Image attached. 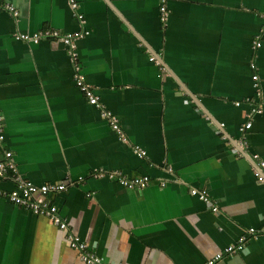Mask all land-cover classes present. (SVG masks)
<instances>
[{"label": "crops", "instance_id": "crops-1", "mask_svg": "<svg viewBox=\"0 0 264 264\" xmlns=\"http://www.w3.org/2000/svg\"><path fill=\"white\" fill-rule=\"evenodd\" d=\"M68 1L0 0L17 13L0 12V158L10 151L36 186L66 185L52 195L64 230L0 196V264H83L68 233L112 263L203 264L250 228L216 264H264V181L252 161L264 160V0H75L83 23ZM42 29L88 32L75 46L98 107L75 86L63 45L16 38ZM258 106L240 148L238 128ZM112 172L150 183L133 191L99 177Z\"/></svg>", "mask_w": 264, "mask_h": 264}, {"label": "built area", "instance_id": "built-area-1", "mask_svg": "<svg viewBox=\"0 0 264 264\" xmlns=\"http://www.w3.org/2000/svg\"><path fill=\"white\" fill-rule=\"evenodd\" d=\"M68 6L70 11L72 12L73 16L79 21V23L84 22L83 15L78 11L79 3L75 0H69ZM6 11L10 12L13 15H17L14 8L4 2H0V12ZM161 20L165 23L168 20V13L164 6L159 8ZM88 32L85 30L83 32H72V33H62L58 30L54 29H42L39 30L32 35L20 33L16 36L18 40L24 42H31V43H38L41 40H51L56 43H60L67 49L68 59L70 62L71 67L73 68V81L75 86L79 90V92L84 96L88 104L98 107V97L94 92V88L89 86L85 83L83 79V75L80 72L78 67L79 60L78 54L76 52L75 41L87 35ZM260 43L256 42L255 47H259ZM150 61L155 63L153 58H150ZM251 69H254L253 64H251ZM162 70V69H161ZM252 81L256 86V91L258 88V77L253 74L251 77ZM258 95V92H257ZM259 96V95H258ZM236 106H239V102L235 103ZM260 108L253 107L249 113L247 114V122L243 123L238 128L239 138L236 140V144L240 148L246 147L245 136L248 130L251 128V121L249 118L252 115L259 113ZM101 117L106 120L111 128L120 133V127L115 117L111 115L110 112L106 111L105 109H100ZM3 131L4 125L2 116L0 114V140L3 139ZM125 142L126 140L122 138ZM136 153L138 156L142 157L144 155L143 151L136 149ZM252 161L254 163L253 174L256 180L260 183L264 181V160L260 159L257 155L252 156ZM106 176L109 179H113L118 182L121 186L128 190L133 191H140L146 188L150 183V178L146 175L144 176H136L133 178H127L123 176L119 172H112L109 174H100L99 177ZM0 180H9L13 183L14 189L12 191H5L0 190V196L7 199L9 202L14 204L15 206L27 209L36 215H43L49 217L50 220L54 222L60 229H66L65 221L60 217L58 214V207L52 201V195L63 192L66 188V185L61 183H50L44 184L40 186H36L31 182H28L22 179L19 174L17 173L16 165L13 161V156L10 151H4L2 157L0 158ZM161 185H163L161 183ZM190 195L197 196L201 201H203L206 205H209L212 209V212H216L217 208L213 204L210 197L207 196L204 190L198 191L195 189H191L189 191ZM249 233L253 235L255 230L250 228L248 230ZM246 234L245 236L241 237L237 244H233L225 248L221 253L216 254L211 259L207 260L203 264H216L218 261L222 260L223 258L235 254L238 250H241L244 247V239L248 237ZM67 241L68 245L71 249L76 251L78 254V259L83 264H117L103 260L100 258L93 249H91L85 241H83L79 236L68 233L67 234Z\"/></svg>", "mask_w": 264, "mask_h": 264}]
</instances>
